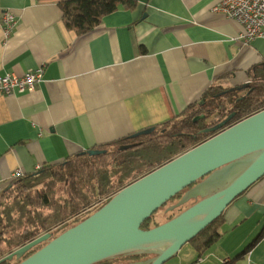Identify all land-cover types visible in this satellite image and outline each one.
<instances>
[{
    "label": "crops",
    "instance_id": "obj_1",
    "mask_svg": "<svg viewBox=\"0 0 264 264\" xmlns=\"http://www.w3.org/2000/svg\"><path fill=\"white\" fill-rule=\"evenodd\" d=\"M60 0H0V74L23 75L44 63L32 92L0 96V184L20 172L69 158L164 123L212 85L250 82L264 63V38L238 39L242 25L213 10L221 0H139L106 15L91 32L66 27ZM222 236L204 254L166 264H264V176L223 212ZM190 244V243H189Z\"/></svg>",
    "mask_w": 264,
    "mask_h": 264
},
{
    "label": "trees",
    "instance_id": "obj_2",
    "mask_svg": "<svg viewBox=\"0 0 264 264\" xmlns=\"http://www.w3.org/2000/svg\"><path fill=\"white\" fill-rule=\"evenodd\" d=\"M139 0H60L58 5L66 27L78 35L91 32L103 18L119 9H135ZM253 77L237 87L210 86L199 101L190 104L172 119L149 127L152 131L132 137L131 134L98 145V154L81 151L69 158L46 163L40 169L13 178L0 190V259L45 233L51 237L27 251L0 264H18L45 246L68 228L83 221L101 208L118 191L164 165L180 154L201 144L216 133L206 131L229 114L231 126L264 109V63L247 71ZM205 114L198 121L194 117ZM133 134V133H132ZM132 145L129 149L121 147ZM203 179H200V182ZM184 189L160 207L142 224L143 229L158 226L202 197L177 205ZM177 205V206H176ZM175 206V207H173ZM224 214L219 216L189 243L197 256H204L222 236ZM263 232L246 249L263 236ZM155 254L129 253L95 264H137ZM116 264V263H115ZM166 264V263H165Z\"/></svg>",
    "mask_w": 264,
    "mask_h": 264
},
{
    "label": "water",
    "instance_id": "obj_3",
    "mask_svg": "<svg viewBox=\"0 0 264 264\" xmlns=\"http://www.w3.org/2000/svg\"><path fill=\"white\" fill-rule=\"evenodd\" d=\"M233 116L231 113L206 129L217 132L214 136L122 188L96 212L18 264H95L133 252L155 254L137 264H165L264 176V109L226 127ZM151 131L144 129L131 136ZM196 182L177 205L198 196L201 200L158 226L142 228L160 207ZM50 237L51 233L40 235L1 258L0 263L21 258Z\"/></svg>",
    "mask_w": 264,
    "mask_h": 264
},
{
    "label": "built area",
    "instance_id": "obj_4",
    "mask_svg": "<svg viewBox=\"0 0 264 264\" xmlns=\"http://www.w3.org/2000/svg\"><path fill=\"white\" fill-rule=\"evenodd\" d=\"M213 10L220 11L226 16L238 21L244 30L238 39L245 44L251 43L256 38H264V0H221ZM2 28L6 37H9L18 24L16 15L9 11H0ZM44 63L23 75L14 73L0 74V96L16 95L32 92L42 81ZM41 166L38 167L40 169ZM22 176L20 172L15 177ZM14 177V178H15ZM3 185L0 184V190Z\"/></svg>",
    "mask_w": 264,
    "mask_h": 264
},
{
    "label": "rangeland",
    "instance_id": "obj_5",
    "mask_svg": "<svg viewBox=\"0 0 264 264\" xmlns=\"http://www.w3.org/2000/svg\"><path fill=\"white\" fill-rule=\"evenodd\" d=\"M185 247H187V248H185V250L182 252L183 254H186L187 253V250L186 249H188V251H189V255L191 256V254L194 252V249H193V246L191 245V244H189L188 243V245H186ZM122 262H124L123 260H117V261H115L113 264H120V263H122ZM193 262H192V260H190V261H188V264H192ZM168 264H171V262L170 263H168Z\"/></svg>",
    "mask_w": 264,
    "mask_h": 264
}]
</instances>
